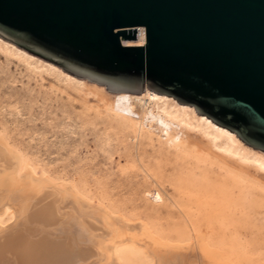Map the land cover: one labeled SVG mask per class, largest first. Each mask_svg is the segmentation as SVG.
<instances>
[{"label": "rangeland", "instance_id": "1", "mask_svg": "<svg viewBox=\"0 0 264 264\" xmlns=\"http://www.w3.org/2000/svg\"><path fill=\"white\" fill-rule=\"evenodd\" d=\"M103 98L0 50V145L11 156L0 162V179L22 184L10 188L11 203L23 191L67 187L69 201L135 225V236L156 248L206 264H264V179L230 173L203 145L173 147L114 116ZM154 192L161 201L150 199ZM0 222L14 221L6 213ZM119 256L121 264H152L132 244Z\"/></svg>", "mask_w": 264, "mask_h": 264}, {"label": "water", "instance_id": "2", "mask_svg": "<svg viewBox=\"0 0 264 264\" xmlns=\"http://www.w3.org/2000/svg\"><path fill=\"white\" fill-rule=\"evenodd\" d=\"M143 28L142 46H126ZM0 38L112 93L145 89L264 152V0H0Z\"/></svg>", "mask_w": 264, "mask_h": 264}, {"label": "bare ground", "instance_id": "3", "mask_svg": "<svg viewBox=\"0 0 264 264\" xmlns=\"http://www.w3.org/2000/svg\"><path fill=\"white\" fill-rule=\"evenodd\" d=\"M144 42V29L138 28L136 40L123 43L126 46H142ZM0 50L22 60L26 65L33 64L35 70L41 64L45 71L54 72L68 83L90 85L91 91L106 98L114 116L133 123L138 129L157 131L169 137L170 144L175 148L203 145L228 165L230 173L255 174L264 179V152L244 144L235 133L216 126L205 116L197 115L193 106L178 104L172 97L158 95L148 89L140 94L119 92L106 97L104 86L86 82L87 79L78 80L63 72L59 66L35 58L2 38ZM31 61H36L39 66ZM222 138L227 142H222ZM10 158L4 144L0 145V162L10 164ZM16 169L19 175V164ZM13 180L15 182L7 184L9 181L5 183L0 179V219L8 213L10 222L14 221L6 228L0 222V264H121L119 249L128 244L141 249L152 259V264H206L198 254L186 257L156 248L151 238H139L142 231L141 235L135 236L137 231L131 228L135 225L128 226L126 222L100 210L89 212L78 200L69 201L66 186L64 189L61 187L62 190L54 185L50 189L41 186L36 188L37 191H23L17 194L19 200L11 203V197L14 196L9 191L16 188V183L19 184L16 178ZM69 192L72 193L71 189ZM156 192L149 195L150 199L161 201ZM68 208L72 212H66Z\"/></svg>", "mask_w": 264, "mask_h": 264}]
</instances>
